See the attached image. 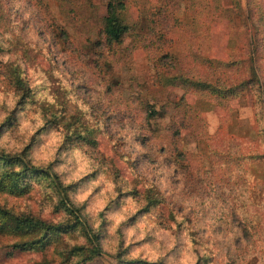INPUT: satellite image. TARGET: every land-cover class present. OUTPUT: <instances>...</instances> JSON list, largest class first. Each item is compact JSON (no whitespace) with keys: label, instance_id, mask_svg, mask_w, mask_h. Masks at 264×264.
Wrapping results in <instances>:
<instances>
[{"label":"rangeland","instance_id":"rangeland-1","mask_svg":"<svg viewBox=\"0 0 264 264\" xmlns=\"http://www.w3.org/2000/svg\"><path fill=\"white\" fill-rule=\"evenodd\" d=\"M194 1H198L195 7L187 0H172L167 14L172 13L173 20L161 16L160 7L163 4L159 0H132V20H129V14L122 15L129 27L121 43L126 48L124 55L129 58L128 63L117 67V64L106 60L101 69L100 58L105 53L96 50L103 46L112 55V45L103 35L109 0H75L78 6L67 8L66 13L61 11V4L74 0H36L47 20L38 13L23 20L20 9L10 16L12 9L4 10V5L10 0H0V27L10 24L13 19L20 20V31L24 34L30 23L34 27L42 24L36 27L37 49L25 48L23 52H20V40L5 48L4 44L11 41H6L0 32V57L20 52V59L27 58L28 61L25 71L37 78L61 64L67 68L70 61L81 60L82 57H86L81 60L85 76L93 69L103 71L105 75L110 71L118 72L119 78L113 80L109 77L110 83L105 91L126 87L131 90L129 99L133 102L140 100L138 118L143 119L145 132L136 139L141 145L149 147L148 152L125 163L130 171L142 169L145 179L156 182L154 188L146 191L153 195L158 193L163 201L149 203L148 196L144 207L128 218L133 223L147 221L148 225L153 223L154 218L157 227L149 229L142 240L127 247L121 241L116 252L112 253L105 247L107 235L102 239L97 236L103 248L102 254L88 261L84 260L91 247L90 237L86 235L87 225L62 206V197H57L50 205L45 203L41 208L29 191L5 172L0 179L3 183L0 185V207L66 228L51 233L47 245L26 249H19L16 245L30 241L32 237L12 230L0 231V264H130L122 261L132 259L145 260L150 264H175L177 260H181V264H191L190 254L185 251L186 243H197L193 238H199L217 247L224 236H230L232 241L231 246L224 250V255L228 257L226 264H264V158L259 157V154H264V0H238L239 6H236L237 0ZM32 2L26 0L25 10ZM198 7L201 10L199 23L193 21V11ZM98 22L103 27H97ZM199 49L202 55L195 58L193 55ZM166 52L174 53L178 62L181 57L187 71L194 72L198 68L204 78L212 77L209 69L205 68L207 59L215 61L225 70V65L241 61L250 66L252 57L258 67L262 90H257L256 95L252 90L223 100L206 92L187 91L176 84H166L164 78L161 80L160 72H169L156 63L159 55ZM61 54L68 58L59 59ZM13 63L11 59H0V105L11 102V94L4 95L5 79L15 77L17 85H20L18 74L21 66L16 64L13 68ZM38 64L44 67H32ZM240 77L241 73L228 76V79L234 80L230 84L239 83ZM242 79L246 81L247 74ZM208 81H215V78ZM8 83L11 84L12 79H8ZM77 88L81 85L78 84ZM7 126L9 130L0 134V151L11 155L14 147L10 139L11 121L7 122ZM173 126L180 129L179 136L170 132ZM112 139L111 135L106 136L104 141L90 137L89 143L94 148H107L108 154L113 157V164L119 165L124 156L119 155L117 159L116 150L121 145L117 141L108 146ZM228 147L236 161L227 165L211 151L223 152ZM242 152H251L249 158L252 160L241 162L237 159L243 155ZM149 165H155V169ZM3 166L5 169L12 167ZM121 170L117 167L118 173ZM153 171H158V174L153 175ZM132 183L134 187L128 193L118 194L117 200L120 195H132L133 198L140 195L139 181L134 179ZM62 216L69 218L57 222V217ZM169 224L177 231L188 226L191 231L186 233L187 241L176 243L167 262L159 258L151 259L155 254L153 242L168 240ZM237 230L239 235H236ZM100 231L104 232L103 225ZM78 234L85 236L86 245L77 242ZM94 237L91 236L96 242ZM233 246L236 252H232ZM202 262L221 264L216 256L211 255L196 260V264Z\"/></svg>","mask_w":264,"mask_h":264},{"label":"clouds","instance_id":"clouds-1","mask_svg":"<svg viewBox=\"0 0 264 264\" xmlns=\"http://www.w3.org/2000/svg\"><path fill=\"white\" fill-rule=\"evenodd\" d=\"M25 2L26 0H10L4 5V10L7 12L11 8L9 15L14 16L16 9H20L23 20H28L37 13L45 20L48 19L36 0L26 10ZM125 5V9L117 10L116 15L129 14L131 21L132 0H126ZM74 6H78L75 0L72 3L64 2L61 4V11L66 13L67 8ZM20 23V20L13 19L10 24L0 27L4 39L11 41L5 43L4 47H10L16 40H20V52L25 48L37 49L36 27H41L42 24L34 27L30 23L22 34ZM96 26L103 27L99 22ZM40 46L43 47V44ZM111 47L112 55L103 46L96 50L105 53L100 58L101 69L106 60L117 64V67L119 64L128 63L129 58L124 55V45L113 41ZM20 52L0 57L5 61H14L13 68L16 64L21 66L18 74L20 85H17L15 77L6 78L3 84L4 95L11 94V102L0 105V134L9 130L7 122L11 121L13 128L10 139L14 145L11 155L19 163L10 169L0 165V174L7 172L8 176L18 181L41 208L45 203L50 205L57 197H62L67 205L66 210L86 223L87 236L96 235L102 239L107 235L108 243L105 247L109 252L115 253L121 241L124 247L128 244L135 245L136 241L144 238L149 229L154 230L157 227L154 218L151 225L147 221L133 223L128 220L139 208L144 207L150 195L146 190L154 188L156 183L145 179L142 169L130 171L125 163L149 151V147L141 145L136 139L145 132L142 128L144 121L138 118L140 100L133 102L129 99L131 90L126 87H113L112 91H105L110 83L109 77L113 80L119 78L116 71L105 75L103 71L93 69L85 76L81 60L86 57L70 61L67 68L61 64L58 68L48 70L47 75L41 74L37 78L25 71L28 61L27 58L20 59ZM67 58L64 54L59 57L61 60ZM32 67L39 69L44 65ZM8 79H12L11 84ZM78 84L81 88H77ZM85 84L88 87H84ZM108 129L111 131H107ZM108 135L113 137L108 146L117 141L121 145L116 150L117 159L119 155L124 156L119 165L113 164V157L108 154L107 148H94L89 143L90 137L104 141ZM65 137L69 139L66 140ZM117 167L122 168L119 173ZM148 167L155 169V165ZM152 174L157 175L158 171H153ZM134 179L139 181L140 195L135 198L132 195H120L117 200L118 194L128 193L134 187ZM68 218L57 217V222ZM102 225L103 233L100 231ZM167 229L169 238L166 242H153L155 254L151 259L159 258L162 262H167L176 243L187 241L186 233L191 231L186 225L177 231L169 224ZM236 235H239L238 230ZM78 236L77 242L86 245L85 236ZM193 239L198 242L185 245L191 264H196L198 258L209 255L216 256L221 264H226L228 257L224 255V250L232 244L230 236H224L223 242L217 247L204 243L199 238ZM215 239L220 240L221 237ZM236 251L233 246L232 252ZM175 264H181V260H177Z\"/></svg>","mask_w":264,"mask_h":264},{"label":"trees","instance_id":"trees-1","mask_svg":"<svg viewBox=\"0 0 264 264\" xmlns=\"http://www.w3.org/2000/svg\"><path fill=\"white\" fill-rule=\"evenodd\" d=\"M163 7H160L161 16H164L166 18H173L174 15L171 13V15L167 14V11L169 10V4L172 2V0H159ZM188 3L193 4L195 7V3L198 1L194 0H187ZM125 1L124 0H109V3L107 5V15L104 19V30L103 35L106 38V41L108 44L113 43L115 41L118 44H121L128 32L129 27L127 24H125L122 15L118 16L116 15L117 10H123L125 9ZM236 6H239V1L237 0ZM195 9V8H194ZM193 21H196L199 23V17H201V10L198 7V10L195 9L193 11ZM166 13V14H165ZM166 15V16H165ZM176 17V16H175ZM199 47V46H198ZM197 47V48H198ZM201 48V47H199ZM202 53H200V49L198 50V53L194 54L193 56L198 57L201 56ZM189 57L191 55H188ZM181 57H179V62L177 57L172 52H166L159 55L156 63L159 67L166 68V70L169 73H161V80L163 79L166 84H176L177 86H181L187 91H199V92H206L210 95L217 96L223 100L230 97H238L239 94L248 93L249 91L255 90H262V81L260 80L261 77L258 72V67L255 65V60L250 58V66L247 64V62L241 61V62H235V63H229L225 65L226 69H222L220 66L215 64V61L207 59V63L205 68L209 69L210 73L212 74V77L215 78V81H208L209 78L212 77H206L204 78V74L198 71V68L194 69V72L187 71L184 69L183 64L181 63ZM182 64V65H181ZM157 72V74L159 73ZM241 73V81L236 84H230L233 83L231 79H228V76L232 74ZM247 74L248 79L246 81H243L242 77H244ZM257 87V89H255ZM232 98V99H233ZM170 132L173 135H180V129L177 128V126H173L170 128ZM230 147L227 149H224L223 152L219 151H211L214 153V156L219 155L222 158L223 162H226V164L234 163L236 161L235 155L230 152ZM243 153V152H242ZM239 153V154H242ZM249 153H243V155H240L237 159H240L241 162L244 160H252L249 158ZM258 156V155H257ZM259 157L261 159L264 158V154H259ZM256 161L259 159H255ZM19 163L18 160L15 159L10 154H7L5 152L0 151V165H9L13 166L14 164ZM212 164V163H211ZM224 164V163H223ZM212 171L214 169L212 168ZM209 173H212L211 171H206ZM247 173V172H246ZM3 174H0V179L2 178ZM3 184L2 181H0V185ZM148 202L149 203H155V202H163L162 197L158 195H153L149 193ZM249 198V195L247 199ZM248 201V200H247ZM62 206L67 209V205L64 202L63 198L60 200ZM71 214L75 215L71 212ZM77 218V216L75 215ZM0 231L4 230H12L13 232L19 233L24 236L32 237L30 241L18 243L16 245L19 249H26V248H34V247H40L47 245L51 240V233L53 232H60L63 231L66 227L60 225V224H53L49 223L43 219H39L33 215L23 213L21 215L14 214L11 211L7 209H3L0 207ZM173 219H175V215L172 216ZM79 219V218H77ZM96 242L90 237V243L91 247L88 249V255L84 257V260L91 261L100 254H102V245L98 241V237L94 235ZM123 263H130V264H150V262L140 259H132V261H122Z\"/></svg>","mask_w":264,"mask_h":264}]
</instances>
